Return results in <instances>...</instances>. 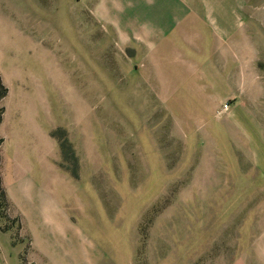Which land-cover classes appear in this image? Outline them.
Wrapping results in <instances>:
<instances>
[{
  "label": "rangeland",
  "instance_id": "1",
  "mask_svg": "<svg viewBox=\"0 0 264 264\" xmlns=\"http://www.w3.org/2000/svg\"><path fill=\"white\" fill-rule=\"evenodd\" d=\"M102 2L0 0V264H264V0L214 6L240 61L203 108L180 68L211 54L176 43L173 82L143 84Z\"/></svg>",
  "mask_w": 264,
  "mask_h": 264
},
{
  "label": "crops",
  "instance_id": "2",
  "mask_svg": "<svg viewBox=\"0 0 264 264\" xmlns=\"http://www.w3.org/2000/svg\"><path fill=\"white\" fill-rule=\"evenodd\" d=\"M104 1V0H103ZM115 3L119 4L122 10L115 8ZM223 1V0H222ZM221 0H113L112 3L102 2V11L106 14L117 15L121 25L124 29L120 30L118 39L121 43L127 45V48L132 49L134 53L128 56L134 67H137L140 74L138 79L143 84H151L153 82L169 84L172 83V73L175 70L172 66L168 68L167 64L172 62L167 61L168 55L165 51L175 50V44H180V47L190 48L198 60L204 58V61H209L208 66H200L195 64L187 66L188 68H180L183 75L181 84L195 85L196 88L190 87V96L199 102L203 99L202 92L204 88L197 85V83L208 81L213 85L218 93L219 101L223 96V92L215 88L214 84L228 82L230 76L231 61H240L226 55V51L222 49L219 44L211 46V38L216 35L228 38L231 37V28L224 22L222 26L217 29H210V22L213 18L212 10L214 6ZM225 17L227 15L225 14ZM224 18V16H223ZM105 24H110L111 20L108 18L102 19ZM210 21V22H209ZM112 24V23H111ZM171 36L175 38L171 41ZM188 50V49H187ZM229 51V48H228ZM217 67V68H216ZM227 68V76H218L216 79L215 73H224ZM202 77L193 79V72L197 70ZM216 69V71H215ZM222 69V73L220 72ZM229 69V70H228ZM169 77L167 80L166 75ZM159 75L162 77L159 80ZM156 80L154 77H157ZM197 81V82H196ZM212 89V88H211ZM176 91V89H175ZM171 91L164 88L161 95L164 94L166 100ZM173 92V91H172ZM205 107L206 104L199 102ZM213 104L215 102H212ZM210 104V103H209ZM213 111V107H211ZM201 110L198 114H201ZM78 209V208H77ZM80 219L86 221L87 226L94 225L93 216L89 212L87 206H79ZM51 219L57 221L56 225L60 224L61 218L50 216ZM95 217V216H94ZM97 220L98 218L95 217ZM113 220L111 212L108 214H100V221Z\"/></svg>",
  "mask_w": 264,
  "mask_h": 264
},
{
  "label": "trees",
  "instance_id": "3",
  "mask_svg": "<svg viewBox=\"0 0 264 264\" xmlns=\"http://www.w3.org/2000/svg\"><path fill=\"white\" fill-rule=\"evenodd\" d=\"M7 93V88L2 84L1 82V78H0V99L3 98ZM4 110L2 107H0V121L2 120V114H3ZM63 136H64V133H63ZM63 136H60V139H59V146L61 148V151L62 153H66L68 154V156L70 155V157L73 159V163L75 165H77V159L75 158V155H74V152L71 151L69 149V145L67 144L65 138ZM63 137V139H62ZM3 141V138L0 136V145ZM75 160V161H74ZM1 163V161H0ZM62 166V165H61ZM63 167V166H62ZM65 170H68L70 171V173L73 175V176H77V171L76 169L74 168L73 170H69L67 167H63ZM0 196L3 198L4 197V190L3 188L1 187V179H0Z\"/></svg>",
  "mask_w": 264,
  "mask_h": 264
},
{
  "label": "built area",
  "instance_id": "4",
  "mask_svg": "<svg viewBox=\"0 0 264 264\" xmlns=\"http://www.w3.org/2000/svg\"><path fill=\"white\" fill-rule=\"evenodd\" d=\"M227 108H228L227 103H224V104L222 105V107H221V110H222V111H226Z\"/></svg>",
  "mask_w": 264,
  "mask_h": 264
}]
</instances>
